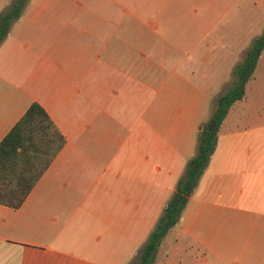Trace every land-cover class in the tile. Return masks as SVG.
<instances>
[{
  "label": "crops",
  "instance_id": "0c3cea01",
  "mask_svg": "<svg viewBox=\"0 0 264 264\" xmlns=\"http://www.w3.org/2000/svg\"><path fill=\"white\" fill-rule=\"evenodd\" d=\"M262 14L264 0H28L0 43V141L36 101L65 143L20 207L0 204V264H137L262 33L237 46L234 24ZM151 264H264V49Z\"/></svg>",
  "mask_w": 264,
  "mask_h": 264
},
{
  "label": "trees",
  "instance_id": "16d2710c",
  "mask_svg": "<svg viewBox=\"0 0 264 264\" xmlns=\"http://www.w3.org/2000/svg\"><path fill=\"white\" fill-rule=\"evenodd\" d=\"M27 1L14 0L0 13V43L8 34L12 22L20 16ZM263 49L264 30L254 39L243 60L234 69L231 88L217 98L210 119L202 125L196 153L188 160L175 192L140 252L137 264L153 262L160 241L179 220L215 148L220 124L229 108L243 97L246 83L251 78ZM64 143V135L46 110L38 102H32L0 141V204L11 208L20 207Z\"/></svg>",
  "mask_w": 264,
  "mask_h": 264
},
{
  "label": "rangeland",
  "instance_id": "374dc122",
  "mask_svg": "<svg viewBox=\"0 0 264 264\" xmlns=\"http://www.w3.org/2000/svg\"><path fill=\"white\" fill-rule=\"evenodd\" d=\"M242 2H244V3H246L247 2V0H242ZM247 9H245V11H246ZM234 13V11L232 12V14ZM235 13H236V15H237V8H236V11H235ZM239 16V15H238ZM257 20V19H256ZM256 20H253L252 19V22L251 23H246V24H244V23H239V22H237V20H236V22H235V24H234V29H235V31H237V46H239L240 45V41L242 40L241 39V37L244 35V33L246 32V30H247V28L244 30L243 29V27H246L247 25L248 26H251L252 27V29L254 28V32H256V33H261L263 30H264V15L262 14V15H259L258 16V20L256 21ZM258 22V23H257ZM257 23V24H256ZM242 59V56H241V54L240 55H238L237 54V60H238V62L240 61ZM242 61V60H241ZM240 61V62H241ZM238 65V64H237ZM216 73V72H215ZM233 79H234V75H233ZM233 81V80H232ZM223 89V88H222ZM222 89H220V90H222ZM219 90V89H218ZM219 90V91H220Z\"/></svg>",
  "mask_w": 264,
  "mask_h": 264
}]
</instances>
